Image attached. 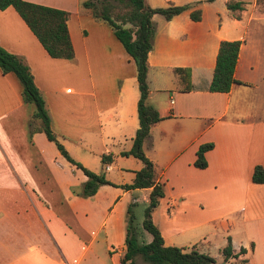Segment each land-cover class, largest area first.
I'll use <instances>...</instances> for the list:
<instances>
[{"label":"crops","instance_id":"0c3cea01","mask_svg":"<svg viewBox=\"0 0 264 264\" xmlns=\"http://www.w3.org/2000/svg\"><path fill=\"white\" fill-rule=\"evenodd\" d=\"M24 1L67 12L73 57H50L11 6L0 10V47L28 66L68 155L113 185L79 194L86 176L42 131L30 132L34 105L22 101L16 76L0 71V264H117L125 251L127 207L138 200L146 205L149 192L119 186L131 183L142 166L120 154L130 149L138 127L134 61L111 28L82 6L85 0ZM251 6L214 34L200 33L199 20L188 12L168 20L160 15L164 26L154 32L146 57L145 100L160 120L141 147L155 181L163 183L150 219L164 245L198 243L208 252L217 227L219 248L229 235L235 251L245 248L239 257L246 264H264V183L250 179L254 166L264 170V112L254 98L264 89V49L255 38L263 32L264 12ZM220 40L240 41L236 82L226 92H210ZM176 67L188 68L189 88ZM31 122L40 126L38 119ZM203 143L212 147L204 152L205 167L196 168L195 151ZM102 154L111 161L102 165ZM136 236L151 238L141 231Z\"/></svg>","mask_w":264,"mask_h":264},{"label":"trees","instance_id":"16d2710c","mask_svg":"<svg viewBox=\"0 0 264 264\" xmlns=\"http://www.w3.org/2000/svg\"><path fill=\"white\" fill-rule=\"evenodd\" d=\"M7 6H11L16 11L50 57L63 59H71L73 57V50L66 28V11L24 0H0V10ZM82 6L91 10L92 17L95 20H101L111 28L114 36L125 52L132 58L135 65L138 89L136 101L138 127L132 137L130 149L122 151L120 154L122 156L132 155L140 160L142 166L134 171L131 183L119 186L124 189L149 188L141 227L150 234L151 238L148 242H143L137 238L133 225L131 204L128 205L124 240L125 251L117 264H135L136 256L147 264H215L216 256L200 250L195 243L189 247L163 244L159 230L150 219L152 210L163 196V183L155 181L153 163L144 155L141 147L144 138L148 135L150 126L160 120L156 109L145 102L148 93L146 57L152 45L154 31L151 16L159 14L168 20L172 16L191 8L188 11L189 18L192 21H198L201 18L200 8L191 7L188 3L150 7L143 0H85L82 2ZM225 8L232 19H239L240 12L243 10V1L226 0ZM239 45V40H220L218 42L212 75L207 86L208 91L226 92L229 90L230 85L236 82L233 78V70ZM0 71L2 73H13L21 85L22 101L34 105V111L30 116L29 122L30 132L35 129L42 131L46 139L54 143L58 152L86 176V180L80 187L79 194L82 196L91 195L100 184L113 185L104 177L103 173L90 171L72 159L58 142L50 128L44 101L22 57L0 47ZM174 71L180 78L184 79L186 88H189L188 68L176 67ZM37 119L40 121V126H31V121ZM211 147L212 143H203L197 147L192 163L194 167H205L204 152ZM110 161V154H102L100 156L102 165ZM250 179L254 183H264V170L258 165L254 166ZM252 246L253 244L250 243V248ZM245 251L242 246H239L238 250L235 251L232 247L230 236L226 235L225 243L218 249V254L222 262L233 259L238 260L239 264H246V259L238 258Z\"/></svg>","mask_w":264,"mask_h":264},{"label":"rangeland","instance_id":"374dc122","mask_svg":"<svg viewBox=\"0 0 264 264\" xmlns=\"http://www.w3.org/2000/svg\"><path fill=\"white\" fill-rule=\"evenodd\" d=\"M143 1L146 5L150 7L165 6L163 5L162 0H143ZM242 1H243V9H246L247 6L252 5L251 7L253 8V10H256L257 12H264L263 0H242ZM186 3L191 5V7H199L201 9V13H202L201 19H199L198 21L199 24L197 26V30L200 33H206V30L210 29L211 32L214 34L219 24L223 25L224 23L228 22V18H231L230 13L225 8L224 0H191V1H187ZM190 9L184 10L182 13L188 12ZM241 13H242V10L240 12V16H241ZM254 17H257V16H254ZM151 22H152L153 29H154L153 31V35H154V32L156 30L163 28L165 20L160 15L154 14L151 16ZM251 24H253V21L251 22ZM249 28H253L252 25H250ZM262 29H263V32L261 36H258V37L255 36V38L258 39L261 37L259 39V42H260V45H262L264 49V27H262ZM213 34L212 35L208 34L207 36L212 37ZM254 98H256L257 105L264 112V89H260V91L256 92L254 95ZM137 161L138 163L140 162L139 160ZM144 207H145V203H143L140 200H138V202L133 206L132 208L133 225L135 227V231H138V232L141 231V235L149 236V234L146 231L141 230L140 228L141 221L144 218V215H143ZM222 237L223 236H222V233H220L219 228L216 227L215 229L212 230V234L210 235L211 244L208 246L209 247L208 252L210 255L217 257L215 264H239L238 260H233V259H229L227 262H222L221 257L218 254V248L220 245L219 242L221 241ZM189 238H191V236H189ZM138 239L142 240L141 236ZM197 245L200 247V244L197 243ZM238 258H241V257L238 256ZM134 261H135V264H147L141 261L138 256L135 257Z\"/></svg>","mask_w":264,"mask_h":264},{"label":"built area","instance_id":"2783aa9c","mask_svg":"<svg viewBox=\"0 0 264 264\" xmlns=\"http://www.w3.org/2000/svg\"><path fill=\"white\" fill-rule=\"evenodd\" d=\"M170 102H171V100H170ZM105 168H107V167H105Z\"/></svg>","mask_w":264,"mask_h":264}]
</instances>
